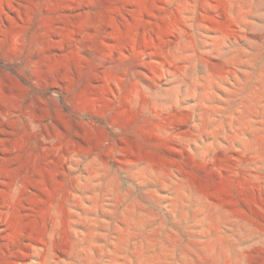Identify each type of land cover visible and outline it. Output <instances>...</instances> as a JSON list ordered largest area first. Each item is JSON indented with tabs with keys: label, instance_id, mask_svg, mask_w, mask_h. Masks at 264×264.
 Wrapping results in <instances>:
<instances>
[{
	"label": "rangeland",
	"instance_id": "1",
	"mask_svg": "<svg viewBox=\"0 0 264 264\" xmlns=\"http://www.w3.org/2000/svg\"><path fill=\"white\" fill-rule=\"evenodd\" d=\"M261 138L264 0H0V264H264Z\"/></svg>",
	"mask_w": 264,
	"mask_h": 264
},
{
	"label": "bare ground",
	"instance_id": "2",
	"mask_svg": "<svg viewBox=\"0 0 264 264\" xmlns=\"http://www.w3.org/2000/svg\"><path fill=\"white\" fill-rule=\"evenodd\" d=\"M258 145H259L261 152H264V140H263V138L258 140Z\"/></svg>",
	"mask_w": 264,
	"mask_h": 264
}]
</instances>
